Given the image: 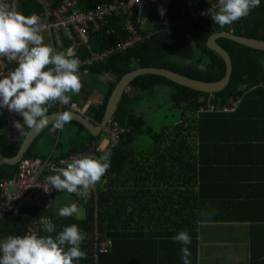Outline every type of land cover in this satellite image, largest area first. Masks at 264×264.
<instances>
[{
	"label": "trees",
	"instance_id": "16d2710c",
	"mask_svg": "<svg viewBox=\"0 0 264 264\" xmlns=\"http://www.w3.org/2000/svg\"><path fill=\"white\" fill-rule=\"evenodd\" d=\"M62 1L51 0L52 7H57ZM112 1L114 0H82L80 7L86 11L94 6ZM210 2L217 3V0H200V5L208 7ZM180 6V2L172 4L165 10L163 16L160 15L158 10H154L151 7L140 13L135 11L137 15L140 14V17L153 20V33L150 39L144 43L137 44L133 48H127L111 55L104 62H95L90 66L82 65L80 67L81 73L87 69L88 72L94 74L111 73L116 77L110 83L103 102L99 105H91L86 112L91 122L94 124L101 122L108 98L116 81L123 74L135 68H166L191 78L216 81L224 76L225 63L222 57L206 46V42L212 34L229 32L234 36L264 41V0H260V6L252 10L246 18H242L223 28L212 22L211 16L199 18L195 21L184 20L180 14ZM41 8L42 5L38 0H21V13H37ZM136 13L134 19L137 17ZM122 21V17L109 19L104 27L92 34L91 47H81L76 57L88 56L93 50H101L108 46L112 47L124 40L126 34L122 31ZM107 31L110 32L107 33ZM62 39L65 51L69 41L63 37ZM216 43L227 52L231 62L228 85L219 93L206 94L194 91L178 85V83L159 74H142L130 82V87L139 89L140 92L133 98H130L129 94L124 93L118 103L113 120L125 131L118 143L109 152L111 153L110 168L103 176V178H107L108 182L103 186H99L98 183L95 191L90 194V199L84 205L86 211L84 218H79L77 215L64 218L55 215L50 210L43 211L40 208H28L21 210L17 215L7 214L0 218V240L10 235L23 236L30 224L44 216H49L51 222L56 225L57 233L63 227L70 226L73 223L77 224L82 231L88 233L89 238L81 245L82 250L87 253V258L81 259L75 264H162L161 260H153V262L147 260L153 257L160 258L161 247H159V243H161L162 239L158 238L166 237V241L178 244L179 242H174L171 238L181 231H186L190 235L191 244L187 245V247L191 254H195V241L192 238L195 235L194 227L198 221H206L201 216V213L196 212L195 194L194 198H187L188 214L181 222H171L170 231H168V228L164 229L165 232L162 228L155 227L153 229L138 226L133 228L132 214L131 211H128L129 207H131L132 199L115 196V191L111 189L114 182L111 175L112 173L118 175L129 171L131 159L125 156L124 153H131V144L139 142V136L144 133L150 136L152 142H198L197 147L200 153L205 154L217 150V148L211 147L223 146L224 143H227L229 147H243L244 143H260L264 141V52L237 44L227 38H219ZM160 89H166L167 102L173 111H178L180 118L171 127H164L160 132L154 133L147 128L146 119L134 112L132 105L139 103L147 93L148 96H156V92ZM236 98L241 101L237 110L232 113H197L199 107L205 106L208 100L216 105H227L229 99ZM155 104L154 110H159L164 106L162 102ZM60 111H68V109H61L56 105L49 110V114ZM68 125H75L77 131L74 132L75 136L69 145V149L62 152L60 157H65L72 152H89L94 157H99L104 153L103 150H92L95 142L101 139L102 133L94 137L82 124L72 120ZM51 126L45 131L47 132ZM8 127V121L0 120V152L7 157H13L19 151L20 144L29 128L24 126L19 132L20 137L13 138L8 131ZM45 131L39 134L23 157H40L52 160L60 158H52L36 150L37 140ZM63 145L62 143L57 148L60 149ZM249 147L250 149H255L253 145H249ZM258 147L262 146L258 145ZM165 152L175 154V152H178V148L171 147ZM186 152L188 153L186 169L189 179L192 174H194V179L198 177L201 182L198 185L201 192L202 181H204L205 186L206 179L203 178L204 173H201L199 167L196 172L195 165L196 162H202L203 166H205L210 162L205 156L203 158L202 154L198 156L192 155L190 149L186 150ZM17 171L18 164H0V179L12 178L17 174ZM191 194L192 192L189 197ZM201 194H199V197ZM73 195L75 196V194ZM224 199L216 197L212 201H218V206L223 207L225 210L226 208H235L236 200L227 199V201L220 202V200ZM212 201L207 199V202L199 203L198 208H205L204 212H211L210 210L214 208ZM192 202L193 205L191 204ZM144 217H150L149 220L145 218L146 223H154L155 220V223L162 224V216L150 215ZM172 217L179 218L180 215ZM165 218L168 219L167 217ZM221 219L222 217L216 214L210 217V221H221ZM39 235H47V233L41 230ZM104 236L111 239V246L107 252L100 253L94 249L95 238ZM148 241H152L154 246L150 245ZM179 244L181 248L185 246L181 243ZM136 250H138V253L134 254ZM189 259L193 261L191 263L196 264L194 259L191 257ZM169 264H183V260L180 259Z\"/></svg>",
	"mask_w": 264,
	"mask_h": 264
},
{
	"label": "crops",
	"instance_id": "0c3cea01",
	"mask_svg": "<svg viewBox=\"0 0 264 264\" xmlns=\"http://www.w3.org/2000/svg\"><path fill=\"white\" fill-rule=\"evenodd\" d=\"M19 2L21 4V0ZM38 2L42 5V0H38ZM41 10L37 13H40ZM42 35L44 36L45 44L57 51H64L63 35ZM68 41L69 45L65 48V51L72 45V42ZM88 73L87 76H82L83 87L81 92L78 95H73L71 98L72 102L78 103L84 109L86 116V112L91 105H99L103 102L110 83L116 78L111 73ZM132 89L133 91L129 94L130 98H133L140 92L139 89ZM149 97L147 93L139 103L132 105L135 113L144 117V114L150 112L152 108L154 109L156 104L154 106L151 105L148 102ZM153 97L156 98V101L166 104L160 109L167 107L173 111L167 102L166 89H160L156 92V96ZM17 120L22 123L19 115L8 121V131L13 138L18 137L20 132L13 125V121ZM50 126L51 124L46 129ZM147 128L152 130L148 125ZM49 130L45 131L37 140L36 150L52 158L60 157L62 152L69 149L77 127L66 124L63 131L52 133ZM148 137L150 138L149 135ZM62 143L64 145L58 149L57 146H60ZM107 143V137L102 135L101 139L95 142L92 150L104 151ZM244 144L243 147H229L227 143H224L223 146L211 147L217 148V150L205 154L200 153L197 147L198 142H152L150 139V141L146 142L139 141L133 143L131 144L132 152L124 153L125 156L131 159V167H129L128 172L123 174L114 175L112 173L111 177L114 182L111 189L115 191V196L118 198L132 199L131 214L133 228L138 226L153 229L155 227L162 228L164 232L166 228H168V231L171 230V222H181L188 214L187 198H194L196 196L197 213L205 211V208H198V204L207 202V199L212 201L216 197H220L221 199L226 197V199L220 200V202L227 201V199L236 200L235 202L237 203L234 204L235 208H226V210L218 206V201H212L214 208L210 211L221 216L222 219L221 221L214 220L210 222L198 221L195 224V235L192 237L195 241V254L192 253L190 257L195 260L196 264H264V141ZM249 145H253L255 149H250L251 146L249 147ZM258 145L262 147H258ZM171 147L178 148V152H175V154L165 152ZM188 149L192 151V155L198 156L202 154V157L204 158L205 156L208 162H210L205 166H203L202 162H196L195 165L196 172L199 167L201 173H204L203 178L206 179L205 186L204 181H202L201 192L198 186L201 182L198 177L194 179V174H192L189 179L186 169L188 155L186 150ZM107 182V178L102 177L99 186H103ZM96 187L90 190L89 194L95 191ZM191 192L192 194L189 197ZM62 193H66L70 197L71 203L75 202L78 206L80 204L84 206L90 199L86 201L81 196H74L73 194H68L66 191L54 194L50 211L57 216L58 214L52 209L55 201L56 209L67 204V201L61 198H57L54 201V197ZM199 194H201L200 197ZM191 204L193 205V202ZM150 215L162 216V224L155 223V220L154 223H146L145 218L149 220L150 217L144 216ZM175 215H180V217L171 218V216ZM158 239H162L161 243H159V247H161L160 258H148L149 262L161 260L162 264H169L181 259V247L179 243H170L165 240L166 237ZM148 242L154 246L152 241ZM137 253L138 250L134 254Z\"/></svg>",
	"mask_w": 264,
	"mask_h": 264
},
{
	"label": "clouds",
	"instance_id": "9594fccd",
	"mask_svg": "<svg viewBox=\"0 0 264 264\" xmlns=\"http://www.w3.org/2000/svg\"><path fill=\"white\" fill-rule=\"evenodd\" d=\"M259 6L260 0H217L215 10H210L209 15L212 22L223 28L246 18ZM159 13L163 16L165 9L161 7ZM0 58L17 64L14 70L0 78V108L22 117L23 123L13 121L18 131L24 126L29 129L46 127L50 123L49 110L57 104L75 108L71 98L81 92L82 76L89 74L87 69L80 72L81 61L72 49L57 51L44 43L37 15L26 16L5 3H0ZM54 117L49 130L52 133L63 131L71 122L72 113L58 112ZM110 156L111 153L104 152L98 158H73L58 170V174L47 176L46 182L58 192L87 196L110 168ZM78 214L75 202L58 210L59 217ZM212 215L214 212H201L208 222ZM43 230L47 235H10L0 240V264H75L87 258L81 245L89 236L77 224L65 226L57 233L54 223L44 221ZM171 239L185 245L180 250L181 259L183 264H191V252L187 247L191 244L190 235L181 231Z\"/></svg>",
	"mask_w": 264,
	"mask_h": 264
},
{
	"label": "built area",
	"instance_id": "2783aa9c",
	"mask_svg": "<svg viewBox=\"0 0 264 264\" xmlns=\"http://www.w3.org/2000/svg\"><path fill=\"white\" fill-rule=\"evenodd\" d=\"M82 0H63L57 7H52L51 0H42V10L40 13H31L40 18L42 25V34H61L64 38L70 40L72 49L77 55L78 49L83 46L91 47L90 42L92 34L99 31L107 21L114 17H122V31L126 38L115 46H108L101 50H93L88 56L79 57L81 66H90L95 62H104L111 55L133 48L137 44L149 40L153 33V20L140 17L139 13L148 7L158 10L162 7L168 9L172 4L180 2V14L184 20L195 21L209 15L210 10H215L217 3L210 2L208 7L200 5V0H114L110 3L94 6L90 10H82L80 2ZM209 1V0H208ZM0 3L9 5L20 12L19 0H0ZM139 12L137 13L135 12ZM137 15L134 19L135 13ZM23 14V13H22ZM110 31H107L109 33ZM60 35V36H61ZM17 66L16 62H9L6 58H0V78L7 75ZM240 99H229L227 105H216L210 100L205 106L199 107L197 113H232L237 110ZM75 108L70 105H58L61 109L67 108L79 114H84V109L76 102H72ZM17 114L9 112L5 108H0V119L10 121ZM124 129L113 119L102 128L101 133L107 137L108 143L104 152H111L112 148L118 143ZM102 153L101 155H103ZM94 157L89 152L72 153L56 160L42 159L40 157H22L18 163L17 174L12 178L0 179V191L2 202L0 203V218L7 214L17 215L21 210L28 208H40L43 211H49L52 204V197L56 193H61L51 188L46 177L58 174V170L66 167L73 158ZM84 200L90 198L81 196ZM51 221L49 216H44L36 220L27 227L25 234L36 233L43 230V222ZM111 246L109 237L95 238L94 249L97 252L105 253Z\"/></svg>",
	"mask_w": 264,
	"mask_h": 264
},
{
	"label": "water",
	"instance_id": "95a60500",
	"mask_svg": "<svg viewBox=\"0 0 264 264\" xmlns=\"http://www.w3.org/2000/svg\"><path fill=\"white\" fill-rule=\"evenodd\" d=\"M219 38H227L237 44L264 52V41L262 40L238 37L230 34L229 32L214 33L208 38L206 46L208 49L217 53L224 60L225 74L221 79L216 81H204L188 77L166 68L138 67L123 74L116 81L115 86L108 98L103 118L99 124H94L93 122H91L85 114H79L71 111L72 120L82 124L87 130H89V133L92 136L96 137L100 135L102 128L109 122V120L113 119L118 107V103L120 102L123 94H131V92L133 91V89L130 87V82L135 77L142 74H159L166 77L167 79L174 81L175 83H178V85L206 94H215L223 91L228 85V80L231 72V62L227 52L216 43V40ZM54 115L55 113L49 115L50 123L46 127L28 130L20 144V149L15 156L7 157L0 152V164H18L20 159L32 145L33 141L43 130H45L51 124V121L55 118ZM18 137H20V135H18Z\"/></svg>",
	"mask_w": 264,
	"mask_h": 264
},
{
	"label": "rangeland",
	"instance_id": "374dc122",
	"mask_svg": "<svg viewBox=\"0 0 264 264\" xmlns=\"http://www.w3.org/2000/svg\"><path fill=\"white\" fill-rule=\"evenodd\" d=\"M148 102L153 106L155 105V103H158V101H156V98H154L153 95L148 98ZM144 117L147 121L148 127H150L154 133H158L161 131L163 127H171L176 122V120L180 118V114L178 113V111L169 110L167 107L159 110H154L152 108L150 112L144 114ZM102 135L104 136V134ZM139 141H143V142L150 141V138L146 133H144V135L139 136ZM57 198H61L64 201H67V204L65 206H68L69 203L71 204L70 197L66 195V193L56 195L54 197V201ZM55 203L53 204L52 209L55 211L56 214H58L59 208L58 209L55 208ZM78 207H79V214L77 216L79 218H84L86 216L84 206L80 204Z\"/></svg>",
	"mask_w": 264,
	"mask_h": 264
}]
</instances>
